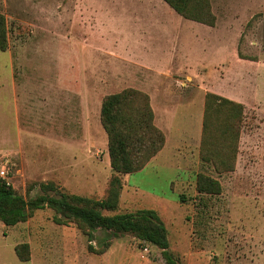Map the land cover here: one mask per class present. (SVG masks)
Wrapping results in <instances>:
<instances>
[{"label": "rangeland", "instance_id": "rangeland-1", "mask_svg": "<svg viewBox=\"0 0 264 264\" xmlns=\"http://www.w3.org/2000/svg\"><path fill=\"white\" fill-rule=\"evenodd\" d=\"M212 5L218 17L214 32L184 19L164 0H0L23 107L19 132L10 88L0 89V160L13 162L9 182L17 192L30 198L47 182L69 194L103 199L112 175L108 135L99 119L104 97L142 82L171 88L172 81L177 87L167 92L173 96L156 100L163 116L168 110L169 145L156 163L123 176L114 213L155 209L179 264H264V0ZM235 41L240 61L233 55ZM124 44L144 62L195 70H131L121 60L132 53ZM8 59L0 50V83ZM85 63L89 70H81ZM208 91L245 105L231 172L220 174L200 157ZM61 104L68 107V123L62 124ZM65 129L68 141L60 137ZM199 172L219 179L222 193L198 192ZM55 217L46 207L24 223L0 221V264H167L159 247L132 234L98 229L91 239L87 228L58 224ZM29 239L34 263L21 261L15 251L16 243Z\"/></svg>", "mask_w": 264, "mask_h": 264}, {"label": "trees", "instance_id": "trees-1", "mask_svg": "<svg viewBox=\"0 0 264 264\" xmlns=\"http://www.w3.org/2000/svg\"><path fill=\"white\" fill-rule=\"evenodd\" d=\"M164 1L186 19L216 25L217 15L212 0ZM9 33L7 17L0 12L2 51L9 49ZM244 117L245 105L241 102L215 92L206 93L200 157L220 174L236 168ZM101 121L108 135L112 168L103 199L69 194L58 189L54 183L47 182L40 184L42 193L26 198L7 180L0 178V221L14 226L27 222L35 211L50 207L56 212L55 221L58 224L75 223L84 231L87 228L91 239L98 229L113 236L132 234L159 247L167 264H179L171 250L169 230L155 209L114 213L120 208L125 185L123 176L144 169L166 145V133L155 123L150 95L133 87L106 95L101 106ZM196 188L198 192L207 194H221L223 190L220 180L206 172L198 173ZM51 192H56L58 196ZM106 211L114 214H107ZM15 251L21 261L27 262L32 258L29 242L17 244Z\"/></svg>", "mask_w": 264, "mask_h": 264}, {"label": "crops", "instance_id": "crops-1", "mask_svg": "<svg viewBox=\"0 0 264 264\" xmlns=\"http://www.w3.org/2000/svg\"><path fill=\"white\" fill-rule=\"evenodd\" d=\"M184 18V17H183ZM186 19V18H184ZM187 20H190V19H187ZM191 21H194V20H191ZM197 22V21H196ZM200 23V22H199ZM217 23H218V17H217V22H216V25L214 26H211V25H208V24H205V25H208L210 27V30H212L213 32L216 31L217 29ZM204 24V23H203ZM197 32V31H196ZM197 34V33H196ZM141 36H144V34H140ZM145 39V37H141L139 39V41L143 42ZM234 43V46H232V51H233V55L236 57V59H238L239 61L241 59H244L242 58V55H240V49L238 48L237 44H236V41L235 42H232V44ZM83 45V44H82ZM234 47V48H233ZM90 48V47H88ZM124 48H125V51H127V49H129V51H131V55H127V56H124L123 58H121V60L124 61V65L123 67H126L127 68V65L128 67L132 70L134 68H136V70H142V69H145V70H195L194 68H192L190 65H187V66H183V67H180V68H177V69H173L171 66L172 64H170V66H167L165 65V67H162V66H155L154 64H150V63H147V62H144V61H147L144 57H140L139 55H137L136 53H133V50H131L129 48V46H125L124 44ZM92 50L95 52L94 54H97L96 52V49L95 47L93 48L92 47ZM235 50V51H234ZM8 52V68H9V72L6 74L7 75V78L5 77H2L1 78V83H0V89H9L10 88V91H11V94H12V97H13V102H14V105L16 104V113L18 112V123H17V129L19 130V132L21 131V114H22V103H21V99H20V85L18 83V81L16 80V74H15V71L16 70V60H15V54L13 53V51L11 50H6ZM173 52V51H172ZM111 57H114L115 60L116 59H119L118 56H112L111 54H109ZM95 59V57H93V60ZM95 62V61H94ZM172 63V62H171ZM202 65H204L203 63L205 62H201ZM85 66H86V63L84 65V67H82L81 70H89L88 68L85 69ZM96 66V65H95ZM94 66V67H95ZM119 67V69H121V65H116L115 64V70H117V68ZM94 69V68H93ZM207 69V68H206ZM213 70V68H210L208 70ZM223 69L225 70H229V67H224ZM173 74V73H172ZM188 76H187V79L188 77L192 79L191 76H189V73H187ZM148 83V82H147ZM147 83H144L142 82L143 85H140L138 89L140 90H143L145 92H147L150 97H151V104H152V107L154 109V112H155V123L158 127H160L165 133H166V137H167V141H166V145L165 147L154 157L152 158V160L148 163V165L146 167H148L149 165L153 164V163H156L157 159H159V157H161V155L164 153V151L167 149L168 145H169V141H170V133H169V129L167 127V124H166V115L168 113V110L164 109L163 112H164V116L162 115V106L158 103V101L156 100H168V98H171L170 96H173L172 93H168L167 91L170 90L172 87H177V84H173L172 81H171V88H168V87H165L164 89L162 88H155L153 89V87H151L150 85H148ZM187 83V82H185ZM167 89V90H166ZM166 90V92L164 91ZM209 92V91H208ZM212 92V91H211ZM206 95V94H205ZM223 96V95H222ZM226 97V96H224ZM229 98V97H227ZM232 99V98H230ZM233 100V99H232ZM4 96L3 95H0V103H3L4 104ZM236 101V100H235ZM63 106V110H62V124L64 123H68L69 122V112H68V107L61 104ZM24 110H26V108H24ZM100 110L101 108L99 107V119L101 121V113H100ZM161 111V112H160ZM47 115H50V117H53V115L48 112ZM203 118H204V115H203ZM82 120H84V114L82 115ZM50 123V122H49ZM53 124V122H52ZM4 129V128H3ZM202 130H203V127H202ZM66 129L65 130H62V133H61V139H66L68 141L69 139V134H68V131ZM77 133H79L77 131ZM76 133V137H78V134ZM51 136V135H50ZM5 137V129L3 131L2 134H0V138L4 139ZM201 138H202V134H201ZM200 143H201V140H200ZM111 165V164H110ZM143 170V169H142ZM24 223V222H23ZM26 242H29L30 245L32 246V242L31 240L29 239L28 241ZM18 243H16L15 245H17ZM27 262H31V263H34V258H33V253H32V258L30 261H27Z\"/></svg>", "mask_w": 264, "mask_h": 264}, {"label": "built area", "instance_id": "built-area-1", "mask_svg": "<svg viewBox=\"0 0 264 264\" xmlns=\"http://www.w3.org/2000/svg\"><path fill=\"white\" fill-rule=\"evenodd\" d=\"M13 167V162L9 158L0 160V178L5 179L9 182L11 169Z\"/></svg>", "mask_w": 264, "mask_h": 264}]
</instances>
